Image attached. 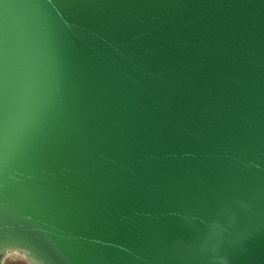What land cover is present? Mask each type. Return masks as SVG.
<instances>
[{"label":"water","instance_id":"95a60500","mask_svg":"<svg viewBox=\"0 0 264 264\" xmlns=\"http://www.w3.org/2000/svg\"><path fill=\"white\" fill-rule=\"evenodd\" d=\"M0 237L264 264V0H0Z\"/></svg>","mask_w":264,"mask_h":264},{"label":"snow or ice","instance_id":"6c2138e0","mask_svg":"<svg viewBox=\"0 0 264 264\" xmlns=\"http://www.w3.org/2000/svg\"><path fill=\"white\" fill-rule=\"evenodd\" d=\"M10 248H16L17 250L24 251L26 255L29 254V252H30V249L22 248L18 244L5 242L3 237H0V256H2L4 254L6 249H10ZM33 259L35 260L34 257H33ZM35 264H42V261H35Z\"/></svg>","mask_w":264,"mask_h":264},{"label":"rangeland","instance_id":"374dc122","mask_svg":"<svg viewBox=\"0 0 264 264\" xmlns=\"http://www.w3.org/2000/svg\"><path fill=\"white\" fill-rule=\"evenodd\" d=\"M19 253V252H18ZM4 264H31L21 253H10L4 257Z\"/></svg>","mask_w":264,"mask_h":264},{"label":"bare ground","instance_id":"6f19581e","mask_svg":"<svg viewBox=\"0 0 264 264\" xmlns=\"http://www.w3.org/2000/svg\"><path fill=\"white\" fill-rule=\"evenodd\" d=\"M10 253L19 254V253H18L17 251H15V250H6V251L4 252V254L2 255V258H1L3 264H4V257L7 256V255H9Z\"/></svg>","mask_w":264,"mask_h":264}]
</instances>
